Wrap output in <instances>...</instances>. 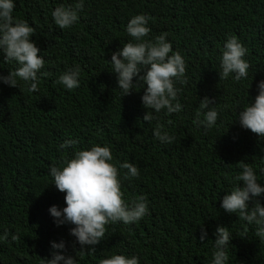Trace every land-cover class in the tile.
Listing matches in <instances>:
<instances>
[{"label":"trees","instance_id":"16d2710c","mask_svg":"<svg viewBox=\"0 0 264 264\" xmlns=\"http://www.w3.org/2000/svg\"><path fill=\"white\" fill-rule=\"evenodd\" d=\"M75 2L16 0L14 16L36 29L32 39L43 51L49 75L41 78L38 93L22 83L19 88L0 84V233L8 229L20 237L0 243V264H43L51 241H74L71 226L57 227L49 214L50 206L66 205L48 171L93 144H107L118 163L138 166L140 177L123 180L122 190L128 198L146 194L150 214L138 224L108 226L95 253H77L78 264H99L111 252L136 254L141 264H210L218 225L233 233L230 264H264V241L251 228L245 235L246 225L224 212L219 199L231 189L238 163L259 165L264 147L256 134L232 122L235 109L246 102L251 77L250 99L264 80V0H86L78 24L55 26L51 11ZM138 13L152 17L151 35L169 34L173 50L187 63L188 84L177 85L183 110L161 114L162 123L172 120L176 140L170 145L154 138L155 121L150 126L142 120L143 89L121 98L109 72L107 60L130 39L125 27ZM229 35L249 49L248 81L219 80L218 57ZM77 64L78 89L55 84L61 72ZM12 67L0 55V73ZM205 96L221 111L218 127L207 134L193 124ZM70 137L78 138L76 148L60 149ZM201 226L208 231L204 242ZM69 253L75 254L71 247Z\"/></svg>","mask_w":264,"mask_h":264},{"label":"clouds","instance_id":"9594fccd","mask_svg":"<svg viewBox=\"0 0 264 264\" xmlns=\"http://www.w3.org/2000/svg\"><path fill=\"white\" fill-rule=\"evenodd\" d=\"M86 0H76L74 4H60L51 11L52 20L58 28L70 29L80 20ZM16 0H0V55L3 63L13 65L7 74L0 73V84L19 88L21 83L30 93L40 91V81L49 75L45 69L42 50L32 39L36 29L26 20L14 16ZM147 13L132 15L125 31L130 39L122 47L111 52L110 73L115 75L121 98L131 95L137 88L143 89L141 103L145 109L143 122L155 125L154 138L162 145L173 144L176 135L167 124L161 122V114L172 116L180 113L184 105L180 101L181 88L187 85V63L168 39V33L151 35ZM249 49L237 36L229 35L224 41L218 57L219 80L231 79L235 83L249 80L251 64L247 59ZM247 99L233 112V120L241 128L256 134L264 141V80L257 82V95ZM55 84L67 91L81 86V67L77 64L67 67L59 74ZM214 105V106H213ZM214 99L205 96L199 101L193 124L207 134L218 127L221 111ZM78 138H67L60 149L76 148ZM259 165L253 166L243 161L238 163L239 171L230 178L231 189L220 199V208L229 215H235L243 222L245 235L248 228L264 241V147H261ZM121 170H127L121 175ZM48 175L56 189L64 193L65 207L57 205L48 211L57 227L70 225L69 235L74 241L69 245L65 240L50 242V258L43 264H78L77 253L96 252V246L106 237L108 226L115 224H138L150 214V201L146 194L128 198L122 190L125 179L140 177L138 166L130 162L118 163L109 145L93 144L88 148L77 149L70 158L60 165H51ZM210 264H230L229 250L232 247L233 233L227 226L218 225L213 233ZM18 241V233L5 229L0 233V243ZM199 239H208V231L201 226ZM79 250H76V245ZM69 247L75 254L69 253ZM99 264H141V257L124 252H111Z\"/></svg>","mask_w":264,"mask_h":264}]
</instances>
